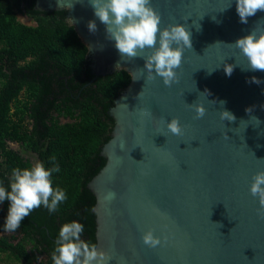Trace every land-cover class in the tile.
<instances>
[{
	"label": "water",
	"instance_id": "obj_1",
	"mask_svg": "<svg viewBox=\"0 0 264 264\" xmlns=\"http://www.w3.org/2000/svg\"><path fill=\"white\" fill-rule=\"evenodd\" d=\"M151 5L161 28L180 23L191 32L192 47L184 50L171 87L159 77L146 78L143 58L121 57L89 0L34 4L38 11H66L94 75L125 70L131 77L109 109L114 125L100 151L106 162L87 183L96 200L98 250L111 257L108 264H264V219L249 192L253 175L264 171V71L246 70L245 57L229 45L253 29L264 31V11L244 24L235 0ZM224 64H237L231 76ZM253 76L261 83L249 82ZM192 103L202 104L203 117L196 118ZM141 109L152 116L142 117ZM221 110L236 119L222 121ZM173 117L183 127L181 136L161 122ZM110 191L116 196L108 201ZM149 229L160 246L143 244Z\"/></svg>",
	"mask_w": 264,
	"mask_h": 264
},
{
	"label": "trees",
	"instance_id": "obj_2",
	"mask_svg": "<svg viewBox=\"0 0 264 264\" xmlns=\"http://www.w3.org/2000/svg\"><path fill=\"white\" fill-rule=\"evenodd\" d=\"M34 4L0 0V186L10 190L12 170L33 165L9 146L18 142L45 167H59L52 184L67 199L55 212L34 209L13 233L1 235L0 252L19 264H53L64 223L83 224L81 239L96 244V200L87 183L106 162L100 151L114 125L109 109L131 77L125 70L94 75L66 11H38ZM18 14L34 23H23ZM7 209L4 201V218Z\"/></svg>",
	"mask_w": 264,
	"mask_h": 264
},
{
	"label": "clouds",
	"instance_id": "obj_3",
	"mask_svg": "<svg viewBox=\"0 0 264 264\" xmlns=\"http://www.w3.org/2000/svg\"><path fill=\"white\" fill-rule=\"evenodd\" d=\"M89 2L94 15L106 26L107 38L114 41L115 48L122 58L127 57L129 60L143 58L148 80L159 77L166 87H171L178 81L176 69L181 66L184 50L192 47L191 32L184 25L177 23L161 28L160 14L152 7L151 0H89ZM235 3L240 22L244 24L248 22V17L254 16L258 11H264V0H235ZM87 27L91 32L96 31L94 21H89ZM229 45L239 49L241 55L245 57L246 70L264 71V31L253 29ZM235 66L237 64H224L225 74L231 76ZM249 82L261 83L254 76ZM204 93L208 95L206 91ZM188 106L194 108L196 118L204 116L205 108L202 104L192 103ZM247 111L250 112L251 109ZM139 114L142 117L152 116L151 111L147 109H141ZM219 115L222 121L236 119L227 110H221ZM253 118L260 123L256 117ZM161 122L171 134L175 136L183 134V127L178 118L173 117L166 123L161 118ZM225 137L228 138L226 135ZM59 171L58 166L47 168L42 162L12 170L10 190L0 186V203L8 201L4 220L6 231L12 232L19 228L21 222L36 208L43 206L50 213L58 210L59 205L67 199L66 193L54 188L52 184L53 174ZM249 192L258 199L257 215L264 219V171H258L253 175ZM115 196L116 193L110 191L105 199L111 201ZM155 211L159 212L158 209ZM84 230V225L76 221L64 223L59 228L51 254L53 264H108L111 257L106 252L98 250L95 243L81 239ZM141 240L149 248H156L162 243L161 238L154 235L151 229L142 234Z\"/></svg>",
	"mask_w": 264,
	"mask_h": 264
},
{
	"label": "rangeland",
	"instance_id": "obj_4",
	"mask_svg": "<svg viewBox=\"0 0 264 264\" xmlns=\"http://www.w3.org/2000/svg\"><path fill=\"white\" fill-rule=\"evenodd\" d=\"M18 19L20 21H22L23 23L26 24H33L34 20L26 15L23 14H18ZM61 121H67V119L65 118H61ZM9 146L20 152L25 158L29 159L32 164L34 165L36 162H40L39 158L37 157V155L34 152H26L24 151L21 146L17 143L14 142H9ZM2 207V203H0V209ZM4 220L5 218L3 216L0 215V236L3 234H10L13 233L14 231L10 232V231H6L4 228ZM0 264H19L18 261H16L14 258L9 257L6 253H2L0 252ZM33 264H38L36 262H34Z\"/></svg>",
	"mask_w": 264,
	"mask_h": 264
},
{
	"label": "flooded vegetation",
	"instance_id": "obj_5",
	"mask_svg": "<svg viewBox=\"0 0 264 264\" xmlns=\"http://www.w3.org/2000/svg\"><path fill=\"white\" fill-rule=\"evenodd\" d=\"M14 143H17V144H19L20 146H21V144L20 143H18V142H14ZM21 148H22V146H21ZM23 149V148H22Z\"/></svg>",
	"mask_w": 264,
	"mask_h": 264
}]
</instances>
